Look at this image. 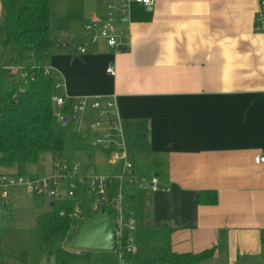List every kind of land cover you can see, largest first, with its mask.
<instances>
[{"label":"crops","instance_id":"obj_1","mask_svg":"<svg viewBox=\"0 0 264 264\" xmlns=\"http://www.w3.org/2000/svg\"><path fill=\"white\" fill-rule=\"evenodd\" d=\"M111 2L119 0H50L57 41L50 64L71 98L100 97L116 104L123 122L148 123L151 150L132 153L134 174L139 183L156 177L159 190L133 186L138 228L172 229L178 254L214 249L200 264H264V165L254 162L264 153L259 0H130L119 51L85 30ZM5 16L0 0V39ZM97 117L85 116V129ZM81 153L108 169L97 150L74 154Z\"/></svg>","mask_w":264,"mask_h":264},{"label":"trees","instance_id":"obj_2","mask_svg":"<svg viewBox=\"0 0 264 264\" xmlns=\"http://www.w3.org/2000/svg\"><path fill=\"white\" fill-rule=\"evenodd\" d=\"M2 1L6 9L5 34L0 39L4 62L26 66L32 78L25 84L8 72L0 73V176L10 174L8 171L12 170L18 175H27L28 166L38 163L46 153H53L54 158H67L71 153L94 152L89 144H83L82 137L69 124L64 127L63 143L55 145L54 132L56 127H63V121L58 118L52 102L55 79L45 76L42 71L50 63L57 45L52 30L50 0ZM33 66L40 67V70H32ZM63 113L70 114L69 105ZM123 128L130 152H150L146 121H124ZM87 139L92 141L94 136L89 133ZM135 191L133 186L125 188L128 200ZM76 205L86 211L88 218L94 216L88 211L87 195L82 193L77 199L56 203L52 212L37 218L30 249L33 264H38L43 256L87 264V253L80 250L77 254L63 246L71 226L76 223L71 216ZM62 210L67 211L66 216H61ZM172 235L173 230L167 227L138 228V252L128 259L133 264H200L215 253L211 249L200 254H178L172 250ZM3 236L4 231H0V264H7L12 256L4 250ZM261 238L264 248V230Z\"/></svg>","mask_w":264,"mask_h":264},{"label":"built area","instance_id":"obj_3","mask_svg":"<svg viewBox=\"0 0 264 264\" xmlns=\"http://www.w3.org/2000/svg\"><path fill=\"white\" fill-rule=\"evenodd\" d=\"M135 1L146 6H152L155 2V0ZM129 3L130 0L111 2L108 4L104 19L92 16L85 27L90 40L96 42L99 39H104L112 48L117 51L121 50L119 23L125 20L129 11ZM255 30L264 34V0H259ZM31 69L40 70V67L33 66ZM42 71L45 76L55 79L52 102L60 121L62 122L63 118L67 117L73 122V130L82 137L83 144H89L106 159L109 171L84 168L81 164L72 162L68 158H56L52 173L48 176L1 175L0 200L8 198L9 190L13 187H22L30 194L44 196L55 204L77 199L82 193H85L90 202L88 211L94 215L108 214L112 220L114 252L119 255L120 264H133L128 256H134L138 252L135 237L138 222L133 202L127 199L125 188L139 186L156 192L159 190V181L153 177L149 183L138 182L134 174L132 152H130L125 138L123 121L118 114H114L116 107L114 102L103 101L100 97L71 98L66 92L64 79L55 78L54 69L50 63ZM1 72H8L11 77L19 78L25 84L32 78L26 66L6 64L3 48L0 47ZM107 72L109 75H115L113 67H110ZM67 105L70 106L68 116L63 113ZM91 112H96L98 117L85 129L82 120ZM89 133L94 136L92 141L87 139ZM254 162L256 165H264V153L257 154ZM60 214L66 216L67 211L62 210ZM71 216L76 223L71 226L64 242L69 241L88 218L86 211L80 205H76Z\"/></svg>","mask_w":264,"mask_h":264},{"label":"rangeland","instance_id":"obj_4","mask_svg":"<svg viewBox=\"0 0 264 264\" xmlns=\"http://www.w3.org/2000/svg\"><path fill=\"white\" fill-rule=\"evenodd\" d=\"M90 11L87 17L90 16ZM65 139V128L58 126L54 132L55 145L59 146ZM70 161L79 163L83 167H94L97 156L90 159L88 154L71 153L67 157ZM53 167V153H46L38 163L31 164L27 169V175H47ZM145 172H148V165L142 166ZM98 170V169H97ZM45 171V172H43ZM100 171V170H98ZM10 197L6 200H0V229L4 231L3 244L6 250L13 258L10 264H33L30 257L32 243V232L37 224V217L45 215L54 210L50 206L47 198L29 194L26 190L13 187L9 190ZM5 202V206H2ZM68 242H64L66 249L74 250L77 254L78 249H71ZM77 250V251H75ZM87 253V264H120V257L116 252L99 250H81ZM38 264H82L80 262L58 261L56 257L43 256Z\"/></svg>","mask_w":264,"mask_h":264},{"label":"water","instance_id":"obj_5","mask_svg":"<svg viewBox=\"0 0 264 264\" xmlns=\"http://www.w3.org/2000/svg\"><path fill=\"white\" fill-rule=\"evenodd\" d=\"M66 43H58L65 46ZM67 117L63 118V126L67 125ZM54 203L51 206L54 207ZM4 206V204H3ZM68 246L78 250H99L114 252V234L112 220L108 214L100 213L87 218L78 232L69 240Z\"/></svg>","mask_w":264,"mask_h":264}]
</instances>
